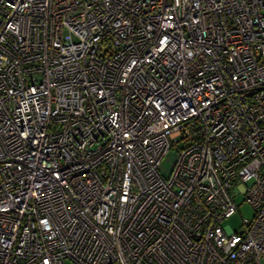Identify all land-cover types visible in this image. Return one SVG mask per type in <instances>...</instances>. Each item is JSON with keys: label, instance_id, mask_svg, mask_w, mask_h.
Here are the masks:
<instances>
[{"label": "built area", "instance_id": "2783aa9c", "mask_svg": "<svg viewBox=\"0 0 264 264\" xmlns=\"http://www.w3.org/2000/svg\"><path fill=\"white\" fill-rule=\"evenodd\" d=\"M66 259L261 264L264 0H0V264Z\"/></svg>", "mask_w": 264, "mask_h": 264}, {"label": "rangeland", "instance_id": "374dc122", "mask_svg": "<svg viewBox=\"0 0 264 264\" xmlns=\"http://www.w3.org/2000/svg\"><path fill=\"white\" fill-rule=\"evenodd\" d=\"M186 146V143L179 141L173 145L168 152L163 156L162 160L158 166V172L160 176L167 179L172 171L173 165L177 159L178 152L181 148ZM230 192L233 196L234 202L236 204V211L229 218L225 219L222 223L223 227H226L228 232L238 231L241 227L242 219H251L254 210L243 200V196L238 193L235 185H232ZM64 264H73L70 260H64ZM264 264V260L261 261Z\"/></svg>", "mask_w": 264, "mask_h": 264}]
</instances>
